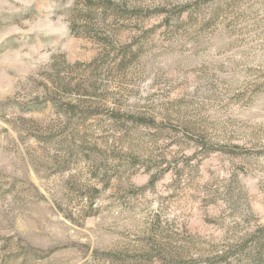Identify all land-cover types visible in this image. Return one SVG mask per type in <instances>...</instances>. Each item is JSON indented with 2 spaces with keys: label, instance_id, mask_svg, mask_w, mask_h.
<instances>
[{
  "label": "rangeland",
  "instance_id": "rangeland-1",
  "mask_svg": "<svg viewBox=\"0 0 264 264\" xmlns=\"http://www.w3.org/2000/svg\"><path fill=\"white\" fill-rule=\"evenodd\" d=\"M0 264H264V0H0Z\"/></svg>",
  "mask_w": 264,
  "mask_h": 264
}]
</instances>
